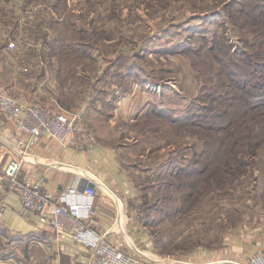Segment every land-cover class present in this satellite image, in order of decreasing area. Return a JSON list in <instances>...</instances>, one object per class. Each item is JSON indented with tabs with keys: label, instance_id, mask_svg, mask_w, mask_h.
Listing matches in <instances>:
<instances>
[{
	"label": "rangeland",
	"instance_id": "obj_1",
	"mask_svg": "<svg viewBox=\"0 0 264 264\" xmlns=\"http://www.w3.org/2000/svg\"><path fill=\"white\" fill-rule=\"evenodd\" d=\"M0 30L120 148L158 260L264 254V105L234 81L264 91V0H0Z\"/></svg>",
	"mask_w": 264,
	"mask_h": 264
},
{
	"label": "crops",
	"instance_id": "obj_2",
	"mask_svg": "<svg viewBox=\"0 0 264 264\" xmlns=\"http://www.w3.org/2000/svg\"><path fill=\"white\" fill-rule=\"evenodd\" d=\"M22 46L15 41L0 43V91L24 101L41 103L52 110L57 104L63 105L60 97L64 98L66 94L55 91L59 79L52 74V92L42 89L44 74L39 78L38 71L27 72L29 68L24 64L28 62V55L21 50ZM47 74L50 78V73ZM80 110L84 113L86 106ZM92 134L83 148L76 144L64 145L46 134L28 146L29 136L9 115L0 112V143L3 144L0 181L9 162L23 153L26 158L20 176L35 179L46 175L47 188L52 191L70 187L78 177L87 182L91 179L86 171L89 170L103 185L97 189L95 214L90 226L99 233H106L107 240L122 250L131 252L134 246L143 259L165 264L158 260L154 235L139 214L141 194L131 171L126 168L120 148L104 134L98 135L95 131ZM4 189L0 188V264H94V253L90 248L64 230L40 222L36 213L23 206L17 191L5 196ZM242 245L232 251L231 259L224 254L185 263L235 264L234 261L239 259L247 262L252 251L246 244Z\"/></svg>",
	"mask_w": 264,
	"mask_h": 264
},
{
	"label": "built area",
	"instance_id": "obj_3",
	"mask_svg": "<svg viewBox=\"0 0 264 264\" xmlns=\"http://www.w3.org/2000/svg\"><path fill=\"white\" fill-rule=\"evenodd\" d=\"M0 112L9 115L29 136L28 146L46 134L64 145L76 144L83 148L90 136L81 121V114L60 104L52 110L41 103L24 101L0 91ZM2 149L3 144L0 143V152ZM25 158L23 153L13 158L6 167L0 181V188H5V196L17 191L23 206L36 213L40 222L64 230L76 241L90 248L94 253V264H159L143 259L134 246L131 252L122 250L107 240L106 233H99L90 226L95 214L97 189L103 186L94 173L86 170L91 177L87 182L78 177L70 187L62 191H52L47 188L46 175L35 179L20 176ZM1 209L4 210V205ZM234 262L264 264V254L251 255L247 262Z\"/></svg>",
	"mask_w": 264,
	"mask_h": 264
},
{
	"label": "trees",
	"instance_id": "obj_4",
	"mask_svg": "<svg viewBox=\"0 0 264 264\" xmlns=\"http://www.w3.org/2000/svg\"><path fill=\"white\" fill-rule=\"evenodd\" d=\"M237 85H236V91H237V95H238V98L241 97L242 101L241 102H237L239 106H248L249 107V110H253V109H256L258 107H262V105H264V99L262 98L263 94H264V91H262L261 93H259V90L261 89L258 84H255L254 86V89L256 90L255 92V99H247V93L250 95L251 94V91H253V88L251 86L248 87V83L247 82H244V81H239V80H234ZM263 90H264V86H262ZM252 89V90H251ZM251 97V96H250ZM236 104V103H235ZM245 110V108H244ZM227 113V112H226ZM246 111H244V115H245ZM237 113H235L236 115ZM244 115L243 117H239L236 115V119L232 122V124H239L243 118H244ZM225 128H228V127H225Z\"/></svg>",
	"mask_w": 264,
	"mask_h": 264
}]
</instances>
